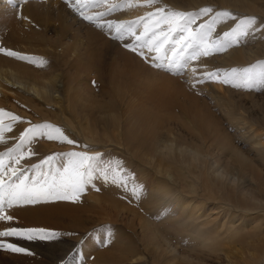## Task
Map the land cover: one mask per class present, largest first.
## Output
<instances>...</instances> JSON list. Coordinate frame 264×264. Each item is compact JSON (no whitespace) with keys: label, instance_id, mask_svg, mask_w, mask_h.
<instances>
[{"label":"rangeland","instance_id":"374dc122","mask_svg":"<svg viewBox=\"0 0 264 264\" xmlns=\"http://www.w3.org/2000/svg\"><path fill=\"white\" fill-rule=\"evenodd\" d=\"M44 1L23 0L22 3H44ZM165 1L170 3L171 0ZM66 3L72 8V15L76 21L64 31L62 41L69 46H74L76 40H81L85 56L80 63H76V60L68 56L66 60L59 62L60 69L70 70L68 73L70 85L74 81L80 83L83 89L88 91L87 95L92 102L86 108L81 102H75L70 112L65 110L66 117L70 118V123L78 127L80 125L79 120L84 119V112L86 113L87 111L90 113L89 119L91 122L89 123L92 129L86 130V136L76 133V137L72 138L65 132L67 130L66 125L57 124L55 126L62 129L68 139L74 141V143L70 144L67 141H62V139L50 140L47 135H38L31 140L30 144L21 145V140L19 139L20 142L11 145V147L10 145L0 147V158L4 160L5 165L17 168L22 165L21 162L25 165L26 162L31 161L30 164L25 166L30 165L31 168H26L34 171L36 166L47 159H36L35 156L32 158L27 156L20 161L19 166L10 164L8 154L11 152V156H18L19 152L27 151L33 145L40 143L58 145L57 148L59 150L53 153L52 162L47 164L46 174L42 176V171H39L40 176H42L41 179L50 182L57 178L58 173L67 166L69 153L84 152L89 156H96L97 159L92 162L91 168L85 177L84 191L80 193L79 199L52 200L65 204L63 206L69 205L68 207L74 208H81L83 207L82 204H90L95 214L93 218H96V220L100 219V223L98 225L95 224L96 226L84 233L59 229L55 225L45 224L42 221H28L23 217L22 212L19 214L17 209H28L31 207L35 209L37 207L38 209L51 203L56 204L51 202V199L43 200L36 205H17L11 209L7 208L5 201V211L13 219L11 221L0 220V232L7 231L9 228L17 230L45 229L48 238L36 236L29 239L27 235L0 236V264H100L99 258L102 253L103 262L101 264L104 262L108 264H217L216 255L195 253L193 250L195 247L191 244H187V246L185 244L186 240L178 239L177 235H180V233L175 228H171L168 221H165V217L156 218L154 211L149 209L151 204L149 193L160 184L156 168L162 172H169L176 177H173V183L168 182L169 186L175 191L185 186L180 178H185L189 174L198 175L199 166L190 168L185 175L180 176L179 169L169 161L161 162L159 158H156L154 165L151 166L147 165V161L150 159L144 156L139 155L138 158H134L135 161L133 162L128 158V155L124 154V156H121L117 151L101 154L97 151L102 149L100 146L111 140L110 134L105 132L109 129L115 130L121 126L124 128L121 132H135L134 135H128L127 139H132V142L140 143L141 146L148 141H155L149 137V133L160 129L166 133L169 132L177 146H188L193 150H198L203 162L207 164V174L215 172L216 169L225 168H229L233 173L231 175L234 176L240 173L243 178L244 174H246L255 185L263 186L261 192L264 195V156L258 152L259 145L264 148V84H256L253 87H237L234 85L240 83L239 81L233 80L227 84L222 82L231 73L232 69L237 67L231 66L226 70L225 74L223 73L224 67H219L227 56L228 47L224 51L215 52L207 56L211 61L210 65L213 67L211 72L218 77L217 79H212V82L214 81L217 94L224 97V106L222 107L209 98L214 94L213 90H208L206 86L195 90L187 85L189 81L179 78L181 75L185 76V69L188 66L180 67L178 72H172L163 58H160L158 63L153 59L147 60L144 51L146 47H142L140 42L135 39V36L127 31L121 36L117 34L115 27L111 29L107 27L109 22L117 23L120 17L129 9L121 6L109 11L108 5L112 3L123 5L122 2L119 0H103V2L96 3L93 7L84 8L85 14L93 17L92 20H86L80 15L72 6L74 0H68ZM140 5L146 13L156 11L154 10L155 8L147 6L144 0H141ZM178 6L182 9H187V5L182 0L178 1ZM211 6L215 7L216 5L211 4ZM18 7L15 6L13 9H18ZM235 8H238L239 10L237 11H240V13L250 8L253 15L239 14V19L236 16L234 19L224 18L216 23L215 30L226 29L225 32H231L232 29L239 28L241 21L248 17H256L260 21L262 19L258 13H254L256 11L253 8V3L249 1H244L243 4H236ZM164 9L199 13L196 10H179L171 4L164 6ZM223 11L228 10L218 7L217 10L209 13L208 17L200 19L203 16H199L197 19H200L201 24H210L213 22L215 14ZM9 17H13L14 25H20V28L26 22L20 13L7 17L0 14V22L3 20L7 22L10 19ZM72 20L68 21L69 24ZM28 23L25 26H32V24L29 23V25ZM87 27L100 34L99 42L86 33ZM34 29L47 35L50 39L48 45L51 50H59L54 43L59 38V30L54 22H50L48 27H37ZM255 31L257 32L254 36L256 39L254 37L251 38L254 32L251 28L248 29L247 36L239 39L238 47L241 49V57L243 59L248 57L249 50L255 47L256 44L264 43L263 19L260 27L255 29ZM258 31L261 32L263 37L259 39L260 42H258L257 38ZM135 32L137 35L140 34L137 29ZM2 41V35H0V48L16 51V53L28 58L39 59L41 57L33 55L29 51H17L8 47ZM133 48L136 50L133 51ZM92 52H95L93 58H88V54ZM0 57L10 58L17 63L26 64L33 68L37 67L36 63H30L28 59L8 56L4 52H0ZM263 57L264 54L256 61L247 60L242 67L258 65V62L264 61ZM256 70L259 71V67ZM134 84H136V87H134ZM189 85L191 86V84ZM199 85L202 86V81ZM147 92H156L166 98L163 102H155L149 106L150 111L153 112L152 117L157 122L149 127H145L141 111L136 110L132 102H130V96H135V99H133L135 105L144 106L147 102ZM82 95L84 96V94ZM223 109L226 110L227 115L223 113ZM126 112H130L132 116L129 117L125 114ZM237 116H241L247 126L253 125L254 131L249 132L248 130L239 129L234 120ZM26 120L31 121L30 118H21V120L11 125V129L19 128L26 124L28 122ZM45 123L51 124L47 121L35 124L32 121L33 126ZM82 123L84 124L85 121H82ZM241 131L247 132L245 137ZM257 132L261 136L255 139L254 136ZM52 134L56 135L55 133ZM88 134L91 136L87 137ZM4 152L6 156L3 154ZM123 161H126L125 167L122 166ZM38 169L40 168L38 167ZM105 171H107V178L104 175ZM23 173L24 170H20L17 176L13 177V180L9 181L7 176L4 177V180L6 183H18ZM26 182L29 184V179ZM32 184L39 185V183H31L29 185ZM94 195L102 197L108 207L107 215L98 212L93 206L94 203L89 200ZM183 200H186L187 203L189 202L187 198H183ZM214 207L215 205L212 204H204L201 211L209 213ZM71 215L78 217L77 219H80V222L84 221L80 218V213L77 211ZM247 219V224L242 227L250 230L256 225V227L258 226L257 228L255 227L256 229H263L260 236L261 239L259 238L260 241L263 240L261 244L263 245L264 216L256 218L248 216ZM3 223L4 226L2 227ZM153 223V226L150 225ZM170 223L172 222L170 221ZM236 223H238V220ZM215 226L219 227V224ZM85 227H90V223H85ZM64 232L67 235H64ZM115 234L124 241L119 243V240L118 242L113 240ZM136 235L137 239L135 238ZM172 244H174V247L171 246ZM8 245L24 249V251H12ZM226 246L228 249L225 252L229 256L241 259L233 244L228 243ZM173 248L179 250L178 255H174ZM124 251H129L130 253H123ZM188 256L190 260H187ZM123 258L127 260L122 261Z\"/></svg>","mask_w":264,"mask_h":264},{"label":"bare ground","instance_id":"6f19581e","mask_svg":"<svg viewBox=\"0 0 264 264\" xmlns=\"http://www.w3.org/2000/svg\"><path fill=\"white\" fill-rule=\"evenodd\" d=\"M22 1L23 0H15V6L19 7L18 9H13L15 6L10 4L9 0H0V14L7 17L20 13L26 21L25 24L23 23V27L20 28V25H14L12 20L13 17H9L10 19H7L8 21L6 20L7 22L3 20L0 22V35H2L4 44L8 47L14 48L17 51H29L33 55L41 56L39 59L42 58L47 63L41 67L37 66L33 68L26 64L17 63L10 58L0 57V107L7 113H13L23 119H31V121H28L29 119L26 120V122L28 121L30 123L27 122L20 126L21 128L16 127L12 128L11 131H6L7 126L12 125L14 122L6 116L0 117V119L3 120V123L0 124V133H2L4 137V142L0 143V147H6L8 145L11 147V145L19 143L22 133H24L28 127L33 126L32 121L35 124H39L42 121H47L52 125L64 124L67 127L65 132L69 137L75 138L77 135L76 133L86 136V130L92 129L89 123L91 122L89 119L90 113L87 111L86 113L84 112L83 120H79L76 116L80 125L75 127L70 123V118L66 117L65 110L70 112L75 102H81L84 108L92 104L87 95L88 91L83 89L82 85L76 81L70 85L68 74L70 70H61L59 65V62L66 60L68 56L76 60V63H80L85 56L84 49L81 46V40H76L74 46H69L62 41L64 31L70 28L76 21L75 17L72 15V8L69 7L68 3L64 2L66 0H45L44 3L28 4H23ZM119 1L122 2V4L127 2L126 0ZM178 1L179 0H171L170 3H168L165 0H156V4L152 5L151 8H155L154 10H156L157 7L164 8V6L168 4L174 5L179 10L196 11L205 7H211L213 10L222 7L233 13L232 16L234 18L236 16L239 19V14H246L248 16L253 15L250 8H247L246 11H241V13L237 11L239 10L238 8L234 9L236 4H243L244 1H249L253 3V8L256 11L254 13H258L264 20V10H262L264 9V0H182L187 5V9L179 7ZM131 2L137 6L127 9L124 15L117 21V23H124L125 28L128 27L126 22H135L139 17L146 16L147 14L140 5L141 0H131ZM211 4L216 6L213 7ZM206 17L208 16H203L200 19ZM200 19L196 20L193 28H199L201 24ZM262 19L261 21L257 19L256 24L251 27L254 31L251 38L257 33L255 29L260 27ZM69 20H72L70 24L68 22ZM27 22L32 24V26H25ZM50 22H54L59 30V38L54 42L56 48L59 49L58 51L50 49L48 45L50 39L47 35L34 29L37 27H48ZM136 29L138 33H140L143 30V23L135 24L134 30ZM225 31L226 29H216L213 32V40H223ZM86 33L94 37L97 42L100 41V34L90 27H87ZM123 33H126V31ZM261 37V32L258 31V42H260L259 39ZM238 45L239 44L236 43L228 47L227 56L224 62L219 65V67H224V74L231 66H237L236 69L239 71L245 68L242 66L246 64L247 60L251 62L256 61L264 54V43L261 42L260 44H256L257 46L255 45V47L251 48L248 57L243 59L241 57V49H239ZM144 51L147 60L153 59L158 63L160 58H163L165 59V63L167 62V64H169L166 57L171 56V44L167 46L166 52L160 54H157L155 51L150 52L147 48L144 49ZM93 54H95V52L89 53L88 58H93ZM158 55L159 58H157ZM30 59H35L39 62V59L34 57ZM210 62L208 57H201L199 60L188 62V67L185 69V76L181 75L179 78L189 81L191 86L189 84L187 85L195 90L205 86L208 90H213L214 94L209 98L223 107L224 97L217 94L214 81L212 82V79L204 76V73H212L211 70H213V67L210 65ZM169 69L172 72H178L179 70L175 67H170ZM201 81L202 86L199 85ZM134 87H136V84H134ZM82 94H84V96ZM146 98L147 102L144 106L135 105L133 100L135 96H130V102H132L136 110L141 111L145 127H149L157 123L152 117L153 112L150 111L149 106L155 102H163L166 98L156 92H147ZM223 113L225 115L228 114L224 109ZM125 114L129 117L132 116L130 112H126ZM234 120L239 129L248 130L249 132L254 131L253 125L247 126V123L243 121L241 116L235 117ZM82 121H85V123L83 124ZM123 129V127L119 126L115 130L109 129L105 131L110 134L111 140L100 146L102 149L97 152L101 154L117 151L121 156H124V154L128 155V158L133 162L135 161L134 158H138L139 155L144 156L150 159L147 161V165L151 166L154 165L155 159L159 158L161 162L169 161L175 164L179 169L180 176L185 175L190 168H195L197 166L200 168L198 175L189 174L185 178H180L182 184L185 186L175 191L169 186V183H173L176 177L169 172H162L160 169L156 168L160 184L149 193L151 203H149V209L150 211H154L156 218L161 216L165 217V221H168L171 228H175V230L180 233V235H177L178 239L186 240V245L191 244L195 247L193 249L195 253L216 255L218 259L217 264H264V244L261 245L263 240L260 241L263 229H256L258 227H256V225L250 230L242 227L247 224L248 216H254L255 218L262 215L264 216V195L261 192V189H263L262 185H255L246 174H244L243 178L240 173H238L237 176L231 175L233 173L229 168L221 170L216 169L215 172L207 174V164L203 162L200 152L188 146H177L174 138L170 136L169 132L166 133L160 129L150 132L149 137L155 141H148L141 146L140 143H134L132 139H127L128 135H134L135 132H121ZM241 133L245 137L247 132L241 131ZM90 136V134L87 135V137ZM260 136L261 134L257 132L254 138L258 139ZM57 147L58 145H52V143L35 144L33 147L29 148L33 153L29 157L32 158L35 156L36 159H47L49 156H52L55 151L59 150ZM5 152L3 154H5ZM258 152L264 156V148H261L260 145ZM30 163L31 161L28 163L26 162L25 165ZM125 163L126 161H123L122 166H124ZM21 164V166L19 164V169L24 170L22 178L27 177L29 179V184L39 183V185H41L47 182L41 179L47 172V164H39L34 171L26 168H31L30 165L25 166L22 162ZM126 165L128 166V164ZM38 167L40 169H38ZM39 171H42V176H40ZM11 179L13 180V177ZM183 198H187L189 202L187 203ZM89 200L94 203L93 206H95L98 212L103 215L108 214V207L101 196L97 195L96 197L94 195ZM51 202L54 201L52 200ZM54 203L56 204L51 203L38 209L37 207L36 209L34 207L17 209L19 210V214L22 212V215H24L23 217L28 221H42L45 222V224L55 225L59 229L64 230L84 233L93 228V226H96L95 224L98 225L100 223V219L96 220V218H93L95 214L90 204H82L83 207L74 208L68 207L69 205L63 206L65 204L57 203V201ZM204 204H212L215 205V207L210 210L209 213L206 211L202 212L201 210ZM23 205L24 204L21 206ZM76 211L80 213V218L84 221L80 222V219H77L78 217L71 215ZM237 220L238 223H236ZM170 221L172 223H170ZM88 222L90 223V227L86 228L85 223ZM216 224H219V227L215 226ZM150 225L153 226L154 223ZM3 226L4 223L2 224V227ZM64 235H67V233L64 232ZM135 238H138L137 235ZM113 240L117 242L119 240V243L124 241L116 234ZM228 243L235 246L241 259L232 258L225 252L228 249L226 246ZM171 246L174 247V244ZM178 252L179 250L177 248H173L175 256L179 254ZM123 253L129 254L130 252L124 251ZM113 257H115V255H113ZM189 258L188 256L187 260H190ZM126 260L125 258L122 259V261ZM101 262H103V253L99 258V263L101 264ZM103 264L108 263L104 262Z\"/></svg>","mask_w":264,"mask_h":264},{"label":"snow or ice","instance_id":"6c2138e0","mask_svg":"<svg viewBox=\"0 0 264 264\" xmlns=\"http://www.w3.org/2000/svg\"><path fill=\"white\" fill-rule=\"evenodd\" d=\"M68 2V0H66ZM103 2V0H74L72 6L84 17L86 20H92L93 17L85 14L83 11L86 7H93L96 3ZM148 6L156 4V0H144ZM10 4L15 6V0H9ZM135 7L136 4L131 0H127L123 5L112 3L108 5V10H114L118 7ZM213 9L211 7L201 8L199 13L184 12L178 10H165L164 8L157 7L155 12H148L146 16L139 17L135 22H126L128 27L125 28L124 23L109 22L107 27L109 29L115 27V31L123 36V32L127 31L129 34L135 36V39L140 42L142 47H146L150 52L155 51L157 54L166 52L167 46L171 44V56H167L169 67H187L188 62L199 60L201 57H207L215 52L224 51L227 47H231L233 44L239 42V39L243 36H247L248 29L256 24V17H248L244 21H241L239 28L232 29L231 32L224 33V40H213V32L215 31V25L219 20L224 18H233L232 13L229 11L217 12L210 24H201L199 28H193L196 20L199 16H206L211 13ZM103 15V14H101ZM143 23V30L139 35L134 30L135 24ZM123 30V31H122ZM133 51L136 49L133 48ZM0 52H4L8 56H14L19 59H28L30 63H36L38 67L47 63L42 58L39 62L35 59L22 56L19 53L11 50H5L0 48ZM143 55V53H141ZM159 58V55L158 57ZM259 67V71H257ZM204 76L209 79H217L215 73H204ZM233 80L240 83L234 86L240 87H253L256 84H264V61L258 62V65H252L250 67L243 68L241 70L232 69L223 83H230ZM6 116L12 122L21 120L19 116L13 113H7L5 110L0 109V117ZM3 120L0 119V124ZM11 125H8L6 131H11ZM47 130V131H44ZM55 133L56 135H53ZM38 135H47L48 139H62L67 143H74L69 140L64 134L63 130L52 124L34 125L22 133L20 140L21 145L30 144L31 140ZM4 142L3 134L0 133V143ZM31 149L27 151L19 152L18 156H11L9 153L10 164L19 165L20 161L27 156L32 155ZM69 160L66 167L58 173V177L54 178L51 182H46L39 186L32 184L29 185L27 177L19 180L18 183H6L4 177L7 176L9 181L12 177L17 176L20 171L17 167L5 165L4 160L0 158V220L11 221L13 217L6 213L4 204L6 201L7 208L11 209L14 206L22 204H37L43 200L48 199H79L80 193L84 191L86 183V175L91 168V164L97 159L96 156H89L84 152H71L68 154ZM53 160L52 156H49L47 160L42 163L50 164ZM107 178V171L104 173ZM15 235H27V238L32 239L36 236L40 238H48V234L45 229H27L17 230L15 228H9L7 231L0 232V236H15ZM12 251H24V249L16 248L13 245H8Z\"/></svg>","mask_w":264,"mask_h":264}]
</instances>
